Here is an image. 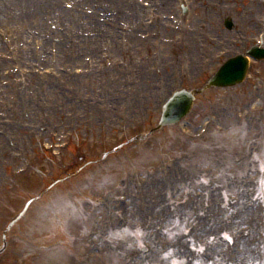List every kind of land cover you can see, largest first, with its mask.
I'll return each mask as SVG.
<instances>
[{
  "label": "rangeland",
  "instance_id": "374dc122",
  "mask_svg": "<svg viewBox=\"0 0 264 264\" xmlns=\"http://www.w3.org/2000/svg\"><path fill=\"white\" fill-rule=\"evenodd\" d=\"M54 1L72 11L81 0ZM93 1L69 20L62 11L45 19L39 45H29L34 58L20 61L12 37L38 31L2 23L10 10L0 0V233L31 195L63 177L73 151L99 159L139 138L170 93L201 85L229 55L264 35V5L257 9L256 0H174L158 14L155 0H135L150 15L140 23L149 28L136 33L128 12L117 29L112 11L93 15L110 33L134 36L121 41L94 24L79 29L87 21L77 15L92 16L99 6ZM225 17L233 30L223 27ZM195 25L203 34L196 57L192 39L182 37ZM73 35L97 36L96 45ZM46 36L51 44L41 55ZM64 39L74 59L81 45L87 50L75 63L58 53ZM148 64L152 97L139 91ZM206 115L210 120L202 121ZM257 155L264 160V64H251L240 87L207 92L179 125L55 186L12 229L0 264H264V163Z\"/></svg>",
  "mask_w": 264,
  "mask_h": 264
},
{
  "label": "bare ground",
  "instance_id": "6f19581e",
  "mask_svg": "<svg viewBox=\"0 0 264 264\" xmlns=\"http://www.w3.org/2000/svg\"><path fill=\"white\" fill-rule=\"evenodd\" d=\"M97 4H99L98 8H96L92 14V16H86V15H80L78 14L81 20L87 21V24H82L79 29L86 28L89 24L96 25V28L104 30L105 34H110L112 38L116 39L119 38L122 41V38H126L128 40H133V37H130V35L125 34L124 32H121V34H118L115 31H112L110 33V30L108 29L107 25H104L94 19L93 15L97 13V11H105L110 10L113 12V18L115 20L113 27L117 29L118 21L120 19H123L125 17V13L128 12L129 16L133 18L135 27L130 28V31L134 33L138 32L142 29H147L149 26H145L144 28L141 27V20H143L145 17L149 16L147 11L144 10V7H141L138 5V3L135 0H95ZM173 1L174 0H155L154 3L159 2V5L157 7V11L159 13H162L163 11H169L173 8ZM93 3H95L93 0H81L79 4L73 3V9L72 11L66 10L62 8V2L61 1H54V0H8V6L7 8L10 10L7 13L8 18L4 20L2 23H5L7 25H18L21 26L23 24H30L33 26L37 31L38 35L36 37H30L26 34H19L16 33L12 38L14 47L18 54V60L20 61H27L32 60L34 58L35 50H32L29 45H39V34L45 35V19L51 18L55 12L62 11V14L64 17H67V20H69L70 17L74 13H76V9L80 4H85L88 6H93ZM103 3H108V8H105ZM4 6V5H3ZM1 7V2H0ZM12 8V9H11ZM129 18V17H128ZM129 23V20H128ZM112 27V28H113ZM48 29V28H47ZM49 30V29H48ZM129 31V33H130ZM11 35L14 33V29L10 30ZM63 36V34H62ZM182 36L184 38V41H186L185 38H190L193 41V47H192V53L196 57V50L198 47V43L200 42V39L203 38V34L200 32V29L198 30L197 25L193 26L189 33L186 31H183ZM72 38V37H71ZM49 36L45 37V40L42 47L44 45H47L48 43L51 44V41L49 40ZM73 39H77L79 41L85 42L88 41L89 46H95L97 41V36H94L93 38H85L84 36H78L76 37L73 35ZM137 41V40H135ZM202 41V40H201ZM67 40L64 39L62 43L57 44L58 53L62 57L63 60L75 63L81 56L82 53L86 52L87 50L84 49V47L81 45L79 50H77L78 57L73 58L72 54L67 49ZM200 44V43H199ZM192 45V43H191ZM47 46H44L40 53L41 55L46 54ZM187 51H190L187 49ZM191 52V51H190ZM191 53V63L194 61L195 57H193ZM38 64L47 66V63L41 62L40 59L36 60ZM196 63H198L195 60ZM2 62H0V67L2 66ZM9 65V64H8ZM193 68V66H191ZM49 72L41 73L40 75H45L48 77ZM167 73H164V82H168L171 79V74L167 75ZM50 76V75H49ZM139 78H140V85H139V91L144 96L152 97L153 94L150 93V91H153V84L150 82V80L153 78L152 76V69L150 68V65L144 66L143 69L139 72ZM50 81L52 79L50 78ZM166 87L170 85V83L165 84ZM146 87L144 90L143 88Z\"/></svg>",
  "mask_w": 264,
  "mask_h": 264
},
{
  "label": "water",
  "instance_id": "95a60500",
  "mask_svg": "<svg viewBox=\"0 0 264 264\" xmlns=\"http://www.w3.org/2000/svg\"><path fill=\"white\" fill-rule=\"evenodd\" d=\"M231 63V62H230ZM245 66L242 65L241 63L238 66V75L236 76L237 78H241L244 73ZM221 71H226L225 69H222ZM220 77V72L219 74L213 78L212 83L213 84H224L222 82ZM231 79L228 80L231 81ZM189 106V102L185 99H181L180 97L174 98L167 106H166V112L163 116V123L173 121L175 119H178L183 113L186 112L187 108Z\"/></svg>",
  "mask_w": 264,
  "mask_h": 264
}]
</instances>
